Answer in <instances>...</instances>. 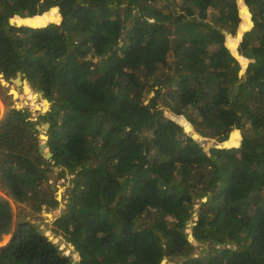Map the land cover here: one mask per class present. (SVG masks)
<instances>
[{"label":"trees","instance_id":"trees-1","mask_svg":"<svg viewBox=\"0 0 264 264\" xmlns=\"http://www.w3.org/2000/svg\"><path fill=\"white\" fill-rule=\"evenodd\" d=\"M243 2L0 0V264H72L34 220L55 165L77 264H264V0ZM18 72L51 102L36 119Z\"/></svg>","mask_w":264,"mask_h":264},{"label":"rangeland","instance_id":"rangeland-1","mask_svg":"<svg viewBox=\"0 0 264 264\" xmlns=\"http://www.w3.org/2000/svg\"><path fill=\"white\" fill-rule=\"evenodd\" d=\"M241 1V4H240V7L242 9V3L244 4L243 0H240ZM14 18H17V17H14ZM245 19V18H244ZM250 19H251V16H250ZM244 22V21H243ZM229 38V37H228ZM239 43V42H238ZM248 61L249 59L247 58L246 60V64L242 67V70H241V74L244 73L245 71V67L246 65L248 64ZM243 63V62H242ZM1 83L6 87L8 88L9 90V93L12 89H15L17 92H18V96L17 97H14L13 96V99H14V104L17 108H22V107H27L30 109V111L32 112V117L33 119H36L38 117V115L40 114V111L36 110L35 106L36 105H40V106H43V98L40 97V96H37L36 98V101L34 102L26 93H25V90L23 88V86L21 85H16L14 82H12L10 80L7 81L5 79H1ZM30 84V83H29ZM31 86V84H30ZM156 88H154L153 90L150 91V93L147 95L149 98V95L154 92L156 94ZM31 90L33 92H36V90L31 86ZM39 92V91H38ZM4 108H5V105L3 103V101L1 100L0 98V120L2 118V114H3V111H4ZM171 117V116H170ZM187 127H190L188 123H186ZM235 131V130H234ZM233 131V132H234ZM241 134V137L243 138V135H242V130L239 129L238 130ZM233 132L231 133V135L233 134ZM43 133V134H47L46 132L42 130H40V134ZM230 135V137H231ZM40 137V136H39ZM230 137L228 138L227 142H229V139ZM199 142H201L202 145H206L207 141L208 140H205L204 137H199L198 138ZM43 141V138L40 137V142ZM242 140H240L239 144L241 143ZM210 146L209 148L215 144V141L213 139H210ZM222 143V142H221ZM220 143V144H221ZM219 144V143H218ZM208 148V149H209ZM206 149V150H208ZM60 171V170H59ZM59 171H56L57 174ZM68 177L71 178L73 177V175L71 174H68ZM51 178V177H50ZM51 184L52 185H55L57 186V189H56V194H57V198L61 201L60 205L58 208L56 209H44L41 213L37 214V216L34 218L35 222L40 226L41 230L44 231L45 234H47L48 236H51V240H53L55 243L59 244L61 248H65V253L68 254V255H72L73 259L75 260H79L80 257H79V254L76 253V252H73V248L74 246L71 245V243L67 242L65 240V238L62 236V235H56L53 230H52V226H53V221L62 213V210L65 206V200L63 199V196L64 194L66 193V191L73 185L72 182L69 180V179H64V178H60L57 177V180H53L51 178ZM206 197L203 198V200H205ZM198 198L196 197V199L194 201H197ZM197 207V206H196ZM46 213H51L52 214V217H49L47 216ZM16 217L18 219L21 218V216L18 214V211L15 210V219ZM197 219V216H194V220ZM193 224L192 221H190L189 223V226H191ZM188 233H189V239L190 240H194V237H193V234H192V230L191 228L189 227L188 229ZM13 231H11V234H12ZM11 234H10V237H11ZM192 236V237H191ZM9 235L7 234H3L1 236V240H0V244H3L4 242H6L7 240L10 239ZM191 237V238H190ZM9 238V239H8ZM5 244V243H4ZM196 245H198V252L199 251H202L203 247L201 245H199L197 242H195ZM165 261L163 262V264H177L179 261H176V260H169L167 258H164Z\"/></svg>","mask_w":264,"mask_h":264},{"label":"water","instance_id":"water-1","mask_svg":"<svg viewBox=\"0 0 264 264\" xmlns=\"http://www.w3.org/2000/svg\"><path fill=\"white\" fill-rule=\"evenodd\" d=\"M54 7H57L58 8V10H59V12H60V7L59 6H54ZM54 7H52V8H54ZM51 8V9H52ZM60 15H61V18H62V14H61V12H60ZM11 23L12 24H17V25H22V24H27V23H24V22H22V23H20L18 20H16L15 18H12L11 19ZM47 24V23H46ZM46 24H42V25H40V26H43V25H46ZM28 25H31V26H34V27H36V25H33V24H28ZM249 28H247V29H243L242 30V28L238 31V33H237V36H239V34L241 33V37H240V39L242 38V35H243V33H244V31H246V30H248ZM226 34H227V36H232L233 37V35L231 34V33H229V32H225ZM227 46L229 47V48H231L229 45H228V43H227ZM238 47H239V43H238V46H237V52H238ZM233 51V50H232ZM233 54H234V56L236 57V58H240V54H239V52H238V56H236V54L233 52ZM246 60H247V58H246ZM0 76H1V74H0ZM10 80L12 81V82H14L16 85H21V86H23V88H25L24 86H25V83L27 82L28 83V85L30 86V84H29V81H28V79L27 78H23V75H22V73L21 72H18L17 73V76L16 77H12V78H10ZM30 88H31V86H30ZM13 90H15V89H12L11 91H10V93L14 96V97H17L16 96V94H15V92L13 91ZM25 90V89H24ZM37 96H40V97H42L43 99H44V101L46 102V104H47V107H45V106H40V107H38V105H36L35 106V108H36V110H38V111H40V113H45V112H47V111H49L50 109H51V102H50V100L47 98V97H45V95L43 94V92H38V91H36V92H34ZM146 103L147 104H149V98L147 99V101H146ZM49 126H50V123L49 122H42L41 124H37L36 125V127L39 129V130H42L43 129V131L44 132H47L48 131V128H49ZM236 130H239V129H235V131ZM41 138H43V141L40 143V147H39V150L41 151V152H44L45 153V157L46 158H50L51 157V155H52V152L49 150V148L47 147V139H48V135L47 134H43V133H41L40 135H39ZM197 136V135H196ZM232 136V135H231ZM231 138V137H230ZM241 139H242V137H241ZM226 142L227 141H225V142H222L221 144L219 143V144H217V146L218 147H224V146H238L239 144H232V145H227L226 144ZM60 170V167L59 166H53L52 167V170L50 171V176H51V178L53 179V180H57V177H58V174H57V172L56 171H59ZM51 188L53 189V190H56L57 189V186H55V185H51ZM196 199V197L194 196L193 197V201ZM47 214V216H49V217H52V214L51 213H46ZM49 237V239H51V236H48ZM192 237V236H191ZM190 237V238H191ZM59 252L60 253H65V248H59ZM66 254V253H65ZM68 255V254H67ZM165 261V259H163V261H162V263ZM72 264H77V260H75V259H73V261H72Z\"/></svg>","mask_w":264,"mask_h":264},{"label":"bare ground","instance_id":"bare-ground-1","mask_svg":"<svg viewBox=\"0 0 264 264\" xmlns=\"http://www.w3.org/2000/svg\"><path fill=\"white\" fill-rule=\"evenodd\" d=\"M227 145H230L229 142H226Z\"/></svg>","mask_w":264,"mask_h":264}]
</instances>
